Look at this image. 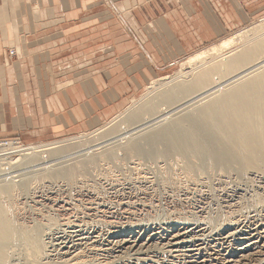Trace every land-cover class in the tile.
Returning <instances> with one entry per match:
<instances>
[{"label": "bare ground", "instance_id": "1", "mask_svg": "<svg viewBox=\"0 0 264 264\" xmlns=\"http://www.w3.org/2000/svg\"><path fill=\"white\" fill-rule=\"evenodd\" d=\"M259 25L195 53L185 62L194 66L181 74V80L169 78L158 86L153 81L155 97L136 106L125 120L128 128L135 127L125 126L120 134L117 129L110 143L69 149L51 159L69 146L58 141L1 146L0 264H264V22ZM250 36L253 42L235 47ZM219 54L223 58H210ZM229 80L234 82L218 89ZM204 95L205 100L194 102ZM117 150L125 151V158L120 159ZM110 158L115 166L126 160H137L140 166L138 160L144 159L159 173L74 179L77 168L84 166L88 172L96 162ZM159 159L164 168L154 165ZM18 162L29 165L27 173L12 176ZM35 173L72 179L20 183ZM104 181L151 189L144 191V202L152 210L139 217L136 211L118 207L119 217L126 220L121 216L124 222L117 224L107 214H97L100 203L93 208L74 205L69 196L49 200L38 195L47 204L36 196L40 186H79L93 189L97 202ZM218 196L229 205L215 203ZM197 197L200 201L194 206ZM205 200L211 201L208 207ZM185 203L193 208L184 210Z\"/></svg>", "mask_w": 264, "mask_h": 264}, {"label": "crops", "instance_id": "2", "mask_svg": "<svg viewBox=\"0 0 264 264\" xmlns=\"http://www.w3.org/2000/svg\"><path fill=\"white\" fill-rule=\"evenodd\" d=\"M263 15L264 0H0V139L94 126L170 62Z\"/></svg>", "mask_w": 264, "mask_h": 264}, {"label": "rangeland", "instance_id": "3", "mask_svg": "<svg viewBox=\"0 0 264 264\" xmlns=\"http://www.w3.org/2000/svg\"><path fill=\"white\" fill-rule=\"evenodd\" d=\"M263 20V21H262ZM261 22V23H260ZM264 22V15L263 16H261V17H259V18H257L256 20H253V22L252 23H250V24H248V25H245V26H242V27H239L238 29H235V30H231V31H228L227 33H225L224 34V36L221 38V39H219V40H217V41H213V42H211L210 44H207V45H205V46H202V47H199V48H195V50H191V52H188L186 55H183V56H181V58H177L176 60H174V61H172V62H170L169 64H167L166 65V67L165 68H162L161 69V71H160V73H158L157 75H155L151 80H147L143 85H141L140 86V88H137V91L134 93V94H132V95H130V99L127 101V103L123 106V108L121 109V110H118V111H116V113L113 115V116H109V118H104V119H99V121H98V123L97 124H95L94 126H91V127H89V128H86V129H83V130H80V131H77V132H75V131H71V132H68L67 134H65L64 136H61V137H58V138H54V139H51V141H36L35 143H31V142H26L25 140H23L22 138V140L26 143V144H28V145H24V146H36V145H41V144H48V143H51V142H55V141H58L59 142V144H64L65 145V148L66 147H68L69 146V148H68V150H66V151H64V152H61V154H54V155H51L50 156V158L49 159H51V157H53V158H56V157H60L61 155H62V153H63V155L64 154H66V152L68 153L69 152V149L73 152L74 150H80V148L83 146V147H87L88 146V144H89V146L90 145H94L95 144V146H94V149H95V147L97 148H99V147H101L102 145H105V144H107V143H110V141L111 140H113V139H109V138H111V137H113L115 134H120L121 133V130H122V132H123V130H124V128H126L127 127V122L125 121L126 119H127V117H128V114L131 112V111H134V110H137L140 106H142V105H144V103H146L150 98L152 99L153 97H155L154 96V93L156 94L157 92H156V90H155V88H154V86H152L151 87V85H152V83H153V81H155L156 82V84H155V86L157 85L158 86V84H160V83H162V81L163 82H166L165 80H167V79H171V78H177L176 80H181V78L183 77V76H181V74H184L185 72H187V71H189L190 70V68H192L194 65H189V64H187V63H185L191 56H193V55H195V53H197V52H200V51H204V50H206V49H209L212 45H214V44H218L219 42H221V40H224V38H227V37H232V36H236V34H238L239 33V31H243V30H246V29H251V28H253V26H256V24L258 23V25L260 24H262ZM259 25V26H260ZM263 32V31H262ZM252 37V38H251ZM250 38V41L248 40V37H246V38H244V39H242L238 44H235L236 46L235 47H237V49L239 50V48H241V45L244 43V44H249V42L251 43V42H253V39H254V37L253 36H250L249 37ZM246 39V40H245ZM252 40V41H251ZM227 51L229 50V49H226ZM10 51L12 52V55H14L15 54V49H10ZM226 51V52H227ZM11 52H10V54H11ZM221 53H225V51L224 52H221ZM220 53V54H221ZM220 54H219V57L218 56H214V55H216V54H214V55H211L210 56V58H212V56H213V58L215 59L216 58V60L217 59H220V58H223V56H220ZM264 56V55H263ZM218 57V58H217ZM210 58H208V59H210ZM263 59H264V57H262ZM256 68V67H255ZM254 68V69H255ZM181 76V77H180ZM229 77V76H228ZM228 77H226L224 80H223V82H225V80H227V78ZM235 78H233V80H234ZM231 81V82H230ZM228 82V83H227ZM225 84H223V85H221L218 89H222V88H226V85L227 86H230L234 81H232V80H229V81H227ZM231 83V84H230ZM230 84V85H229ZM225 85V86H224ZM150 86V87H149ZM211 91H215V90H211ZM211 93V92H210ZM152 95H153V97H152ZM206 96L207 95H204V96H201V97H198L197 98V100H194V102H196L197 103V101L198 100H200V99H203V100H205V98H206ZM203 100H201V101H203ZM144 102V103H143ZM194 102H192V104H195ZM140 103V104H139ZM191 104V103H190ZM191 104V105H192ZM138 105H140V106H138ZM138 108H137V107ZM134 109V110H133ZM122 117V118H121ZM122 126V127H121ZM126 126V127H125ZM129 126V128L128 129H130V128H134L135 126H132V125H128ZM132 126V127H131ZM118 129V131H116ZM121 129V130H120ZM103 130V131H102ZM120 130V131H119ZM101 131H102V133H101ZM105 131V132H104ZM117 132V133H113V132ZM107 132V133H106ZM100 133V134H99ZM104 133V134H103ZM114 135H113V134ZM97 134V135H96ZM110 134V135H109ZM128 134H130V133H128ZM108 135L110 136V137H108ZM87 137H91L90 139L88 138V140H89V142H88V140H85V138L87 139ZM82 138V139H81ZM72 141V142H70V140ZM78 140H80V141H78ZM62 141V142H61ZM66 141V142H65ZM82 141V142H81ZM92 143H91V142ZM107 141V142H106ZM65 142V143H64ZM72 143L71 144V146H70V143ZM75 142V143H74ZM79 142V143H78ZM86 142V143H85ZM88 142V143H87ZM66 143H69V145L68 144H66ZM85 143V146L83 145ZM99 143H102V144H99ZM80 144V145H79ZM78 146H80V147H78ZM71 147H72V149H71ZM77 147V148H76ZM74 148V149H73ZM1 149V148H0ZM101 150V149H100ZM100 150H97V151H100ZM70 151V152H71ZM96 151V152H97ZM2 151H0V154H2L1 153ZM105 154V153H104ZM6 155V154H5ZM62 155V156H63ZM98 155V154H97ZM117 156H119V158L121 157V158H125V151H123V150H117ZM85 156H83V158H84ZM88 157V156H87ZM91 157V156H90ZM93 157V156H92ZM91 157V158H92ZM81 158H82V156H81ZM82 158V159H83ZM94 158V157H93ZM120 158V159H121ZM84 159H86V157L84 158ZM113 159L114 158H110V159H108V160H110V161H108V160H106V161H102V162H98V163H100V164H98L97 162L95 163V165L93 164L90 168H89V170H88V172H90V173H88V172H85V170H84V166L83 167H81V169H79V168H77L76 170L78 171H76L77 173H76V177L74 178V179H81V178H96V177H111V176H125V175H140V174H155V173H159L158 172V169L156 168V169H154V168H152V167H148V166H146L145 164V162L146 161H144V159H141V161H139L138 160V162L140 163V166H136L135 165V162L137 161H135V162H133V160L131 161V160H126L125 161V163L124 164H117V166H115V165H113ZM115 159H118V158H115ZM134 159H136V158H134ZM81 160V159H80ZM94 160V159H93ZM143 160V161H142ZM129 161V162H128ZM13 162H15V161H13ZM23 162V161H22ZM112 162V163H111ZM128 164H127V163ZM131 162V163H130ZM141 162H143V164L141 163ZM5 163H7L6 161H5ZM9 163V162H8ZM155 164L154 165H158L159 167H161V168H164L163 166H165V163L163 162V159H159V160H157L156 162H154ZM0 164H1V162H0ZM21 162H18V164H13V166H12V169H13V171L11 172V175L12 176H15V175H20V174H22V172H26V170L28 169L27 167L29 166H26L27 164H25V163H22L21 165ZM112 164V165H111ZM148 164V163H147ZM8 165H10V164H8ZM134 165V166H133ZM167 165L169 166V164H168V162H167ZM5 166H7V164H4V167ZM19 168H18V167ZM130 166V167H129ZM17 167V168H16ZM27 169H26V168ZM146 167V168H145ZM153 167H155V166H153ZM138 168V169H137ZM26 169V170H25ZM172 169L173 168H171V171H172ZM175 169V168H174ZM173 169V171L174 172H183L182 170H178V169H175L174 170ZM19 170H21V171H19ZM80 170V171H79ZM144 170V171H143ZM87 171V170H86ZM172 171V172H173ZM80 172V173H79ZM27 173V172H26ZM85 175H84V174ZM36 175L34 176V178L33 177H31V178H33V179H31V178H29V176H26L23 180H25V179H27V180H25V181H23V180H20V183L22 182H37V181H52V180H67V179H72V178H66L65 179V177L63 178V177H60V178H52V176H51V178H50V176H48V177H46V176H42L41 174H38L37 175V173H35ZM78 174V175H77ZM44 178H42L41 176ZM84 175V176H83ZM25 176V175H24ZM37 176H38V178H37ZM41 178H40V177ZM15 178V177H14ZM19 177H16L15 179H18ZM35 178H37L36 180H35ZM33 180V181H31V180ZM29 180V181H28ZM10 182H12V181H10ZM9 182V183H10ZM19 182V181H18ZM18 182H16V183H18ZM107 182V183H106ZM113 183V184H112ZM112 183L110 182H108V181H104V183L102 182V184L100 185V188L102 187V195L100 196V197H102V199L99 197V198H97V202H96V200L94 201L93 199L95 198L94 196H92V195H94V190L93 189H91V188H88V187H83L82 189H80V187L78 186V190H77V188H72V189H70V190H66L67 188L66 187H64L62 190L61 189H59L58 187L56 188H52V189H49V188H47V187H45V188H41V186L38 188V190H39V192L36 194V196H38V195H40V196H42V197H44L45 199H49V200H51L53 197H55V196H58L59 198H64V197H70V199H72L73 198V200H70V199H68L70 202H72L74 205H76V204H78V205H81V206H86L87 204H88V206L87 207H90V206H92L93 208L95 207V208H97V203H100L101 205H100V212H97V214L98 213H101V214H98L99 216L101 215H103V216H106V214H107V216L106 217H109V218H111L112 220H116V223L117 224H119V222L121 223V222H124V217L122 216V215H120V217H119V212H117V208L119 207V208H123L122 210H127V209H130V210H132L133 212H135V214H138V216L139 217H143V216H145L146 214H148V212H150L152 209H150L149 207H148V204H147V202H144V197H145V193H144V191H149V190H151V189H149V190H146L147 188L146 187H144L143 189L141 188H137L138 187V185H131L130 186V183H125V182H123V181H120V182H113L112 181ZM117 184V186H116V184ZM105 184H107V185H105ZM45 185H48V184H45ZM128 187H127V186ZM119 186H120V188H119ZM136 186V187H135ZM104 187V188H103ZM105 187H106V189H105ZM113 187V188H112ZM131 187V188H130ZM255 187V186H254ZM87 188V189H86ZM111 188V189H110ZM117 188V189H116ZM132 188H133V190H132ZM134 188H135V190L137 191H135L134 190ZM58 189H59V191H58ZM73 189H75V190H73ZM91 189V190H90ZM123 189V190H122ZM145 189V190H144ZM89 190V191H88ZM93 190V191H92ZM108 190L110 191V192H108ZM122 190V191H121ZM141 190V191H140ZM48 191V192H47ZM71 191V192H70ZM81 191V192H80ZM83 191V192H82ZM104 191V192H103ZM108 193H107V192ZM133 191V192H132ZM80 192V193H79ZM89 194H88V193ZM116 192H118V193H116ZM129 192V193H128ZM131 192V193H130ZM45 193V194H44ZM105 193V194H104ZM137 195H136V194ZM150 193V192H149ZM79 194H80V196H79ZM106 194H107V196H106ZM111 196H109V195ZM116 194V195H115ZM123 194V195H122ZM130 194V195H129ZM133 194V195H132ZM139 194V195H138ZM109 196V197H108ZM138 196V197H137ZM39 197V196H38ZM38 197L36 198V201H38V200H40L42 203H49L48 201H46V200H44L42 197H39V199H38ZM77 197V198H76ZM86 199H85V198ZM89 199H88V198ZM120 199H119V198ZM122 197V198H121ZM132 197V198H131ZM134 197H135V199H134ZM219 197V200L218 201H216L215 203H219V202H221V204L224 206L225 204H226V206L225 207H227V205H229L228 203L229 202H224L225 201V199L223 198V199H221V197L220 196H218ZM229 197V196H228ZM74 198H76V199H74ZM130 198V199H129ZM196 198V197H195ZM230 198V197H229ZM38 199V200H37ZM79 201H78V200ZM84 199V200H83ZM96 199V198H95ZM105 199V200H104ZM114 199L116 200V201H114ZM125 199V200H124ZM128 199V200H127ZM199 198L197 197V199L195 200V203H194V206H196V205H198L197 203L200 201V199L198 200ZM237 199V198H236ZM235 199V200H236ZM82 200V201H81ZM90 200H92V201H90ZM118 200H120V201H118ZM124 200V201H123ZM141 200H143V203H140L141 202ZM198 200V201H197ZM89 201V202H88ZM104 201V202H103ZM106 201V202H105ZM127 201V202H126ZM128 201H130V202H128ZM138 201V202H137ZM223 201V202H222ZM77 202V203H76ZM90 202L92 203V204H94V205H90ZM110 202V203H109ZM134 202V203H133ZM174 202V203H173ZM208 202V203H207ZM232 202V201H231ZM83 203V204H82ZM103 203H105V204H103ZM108 203V204H107ZM128 203V204H127ZM133 203V204H132ZM170 203L172 204V205H175V206H177L176 204H177V202L176 201H173V200H171L170 201ZM176 203V204H175ZM215 203H213L211 206H213ZM225 203V204H224ZM85 204V205H84ZM118 204V205H117ZM132 204V205H131ZM141 204H143V206L141 205ZM204 204H206V206L205 207H208V205L209 204H211V201H210V203H209V201H207V200H205L204 201ZM33 205V204H32ZM111 205V206H110ZM113 205V206H112ZM124 205V206H123ZM138 205H139V207H138ZM188 205L189 204H186L185 203V208H183L184 210H190V209H192L193 208V205H189V207H190V209H189V207H188ZM122 206V207H121ZM130 206H132V207H130ZM136 206V207H135ZM127 207H129V208H127ZM138 207V208H137ZM140 207H142V208H140ZM144 207V208H143ZM188 207V208H187ZM215 207V206H214ZM235 207V206H234ZM142 209V210H140V209ZM149 208V209H148ZM187 208V209H186ZM105 209V210H104ZM147 209V210H146ZM172 209H174V208H172ZM171 209V210H172ZM102 210L104 211V212H102ZM107 210V211H106ZM114 210V211H113ZM146 210V211H145ZM148 210H150V211H148ZM208 210V209H207ZM207 210H205V211H207ZM113 211V212H112ZM120 211V210H119ZM111 212H112V214L114 215V216H116V217H113V215L111 214ZM126 212V211H125ZM138 212V213H137ZM140 212H143V214L142 213H140ZM146 212V213H145ZM105 213V214H104ZM115 213V214H114ZM145 213V214H144ZM96 214V215H97ZM142 214V215H141ZM97 215V216H98ZM110 215V216H109ZM79 217H80V215H78ZM124 218H122V217ZM73 218H76V217H74V216H72ZM114 218V219H113ZM123 219V220H122ZM112 220H110L109 219V221H112ZM126 220V219H125Z\"/></svg>", "mask_w": 264, "mask_h": 264}, {"label": "built area", "instance_id": "4", "mask_svg": "<svg viewBox=\"0 0 264 264\" xmlns=\"http://www.w3.org/2000/svg\"><path fill=\"white\" fill-rule=\"evenodd\" d=\"M21 144L25 145L26 143L19 137H6L5 139H0V147L1 146L7 147V146H12V145L21 146Z\"/></svg>", "mask_w": 264, "mask_h": 264}]
</instances>
